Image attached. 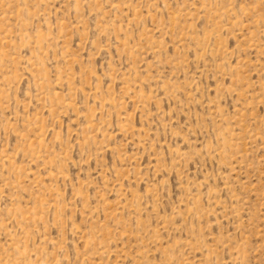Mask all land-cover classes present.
I'll use <instances>...</instances> for the list:
<instances>
[{"label": "rangeland", "instance_id": "rangeland-1", "mask_svg": "<svg viewBox=\"0 0 264 264\" xmlns=\"http://www.w3.org/2000/svg\"><path fill=\"white\" fill-rule=\"evenodd\" d=\"M0 264H264V0H0Z\"/></svg>", "mask_w": 264, "mask_h": 264}]
</instances>
